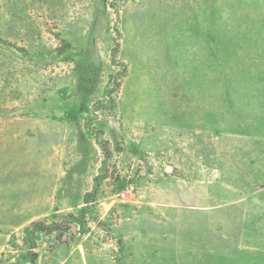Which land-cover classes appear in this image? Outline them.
<instances>
[{"label": "rangeland", "instance_id": "rangeland-1", "mask_svg": "<svg viewBox=\"0 0 264 264\" xmlns=\"http://www.w3.org/2000/svg\"><path fill=\"white\" fill-rule=\"evenodd\" d=\"M0 264H264V0H0Z\"/></svg>", "mask_w": 264, "mask_h": 264}, {"label": "water", "instance_id": "water-1", "mask_svg": "<svg viewBox=\"0 0 264 264\" xmlns=\"http://www.w3.org/2000/svg\"><path fill=\"white\" fill-rule=\"evenodd\" d=\"M170 169L168 168V171H169ZM71 230H72V232H75V227L74 226H72L71 227Z\"/></svg>", "mask_w": 264, "mask_h": 264}]
</instances>
